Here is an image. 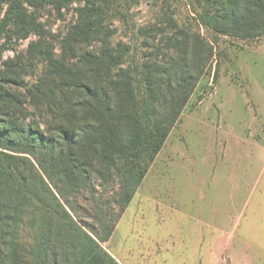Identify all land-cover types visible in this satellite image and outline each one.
Masks as SVG:
<instances>
[{
  "label": "trees",
  "instance_id": "trees-1",
  "mask_svg": "<svg viewBox=\"0 0 264 264\" xmlns=\"http://www.w3.org/2000/svg\"><path fill=\"white\" fill-rule=\"evenodd\" d=\"M70 1L52 0L58 9ZM107 1L78 0L61 53L40 39L30 42V66L42 64L33 83L19 82L20 62L7 65L0 80V264H121L103 244L213 55L212 41L182 27L180 38H168L165 48L173 55L164 54L163 64L130 65V49L110 40L113 32L103 20ZM187 1L198 25L215 38L264 34V0ZM22 4L0 0V39L12 22L22 36L44 34L23 17ZM4 83L24 87V98ZM27 98L35 111L29 122ZM109 187L116 214L100 194ZM85 195L96 222L77 214V200Z\"/></svg>",
  "mask_w": 264,
  "mask_h": 264
},
{
  "label": "rangeland",
  "instance_id": "rangeland-1",
  "mask_svg": "<svg viewBox=\"0 0 264 264\" xmlns=\"http://www.w3.org/2000/svg\"><path fill=\"white\" fill-rule=\"evenodd\" d=\"M78 6V0L59 9L52 0H23V17L40 24L44 34L22 36L13 22L6 26L0 39V80L7 65L20 62L19 82L33 83L42 64L30 66V42L40 39L55 54L61 53L62 37L77 19ZM194 16L187 0L106 3L103 20L113 32L110 40L130 49L126 57L130 65L150 60L163 64L164 54L173 55L165 48L168 38H180L176 33L182 27L198 29L214 47L112 239L103 244L122 264H264V113L249 104L222 102L231 94L227 89L249 84V76L241 70L243 56L263 43L264 34L215 38ZM157 49H161L158 55ZM4 86L24 98V87ZM24 106L29 113L26 122L35 119L29 100ZM112 192L109 187L100 194L106 209L116 214ZM89 196L77 200L76 211L84 220L96 222ZM186 227L191 233L183 231Z\"/></svg>",
  "mask_w": 264,
  "mask_h": 264
},
{
  "label": "crops",
  "instance_id": "crops-1",
  "mask_svg": "<svg viewBox=\"0 0 264 264\" xmlns=\"http://www.w3.org/2000/svg\"><path fill=\"white\" fill-rule=\"evenodd\" d=\"M243 59L245 65L241 67V70L243 75L249 76V84L241 89L235 86L227 89L231 94L229 96L225 95L226 98L222 99V102L228 101L230 104L240 107L249 104L252 108L262 110V113H264V41L257 45L253 51L251 50L243 56ZM222 90L221 93L224 92L225 94L226 90ZM199 127H201V124H199ZM183 231L189 234L192 230L190 227H186ZM110 239H112V236ZM112 256L115 257L113 254Z\"/></svg>",
  "mask_w": 264,
  "mask_h": 264
}]
</instances>
